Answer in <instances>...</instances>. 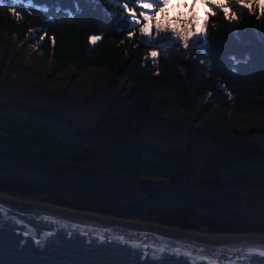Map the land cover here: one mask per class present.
Segmentation results:
<instances>
[{
	"label": "trees",
	"instance_id": "16d2710c",
	"mask_svg": "<svg viewBox=\"0 0 264 264\" xmlns=\"http://www.w3.org/2000/svg\"><path fill=\"white\" fill-rule=\"evenodd\" d=\"M128 8L152 10L137 0H0L11 45L0 69L9 53L23 65L16 45L30 41L32 64L51 76L75 70L56 90L32 65L0 96V192L187 231L264 234V14H210L203 40L183 48L150 44Z\"/></svg>",
	"mask_w": 264,
	"mask_h": 264
},
{
	"label": "water",
	"instance_id": "95a60500",
	"mask_svg": "<svg viewBox=\"0 0 264 264\" xmlns=\"http://www.w3.org/2000/svg\"><path fill=\"white\" fill-rule=\"evenodd\" d=\"M226 236L242 238H214ZM250 236L264 235L187 231L0 192V264H264V240Z\"/></svg>",
	"mask_w": 264,
	"mask_h": 264
},
{
	"label": "rangeland",
	"instance_id": "374dc122",
	"mask_svg": "<svg viewBox=\"0 0 264 264\" xmlns=\"http://www.w3.org/2000/svg\"><path fill=\"white\" fill-rule=\"evenodd\" d=\"M223 2L227 4L228 6L227 10L218 8L216 6L217 0H167V2L162 5L163 12H161L159 8H153L151 11H148V12L155 13V16L158 20L163 19L164 22H167L170 25H175L177 27H183L185 24H187L191 20L193 16H195L197 17V20L192 25L193 29L195 30L197 28V25H200V26L204 25L203 24L204 20L206 19L207 16L209 17L210 14L214 16L216 15L215 13L219 11L218 13L225 14L228 16L229 15L234 16L232 15L234 14V11L242 7L252 12L254 11V8L257 7L259 11H262L261 4H264V0H223ZM248 5H251V7H248ZM205 33H206V29L203 35L199 37H196V36L190 37L188 40L189 46L193 45L195 42H198L197 41L198 39L203 40ZM7 37H8L7 35H3V34L0 35V49L1 47H4L3 51L5 52L6 51L8 52L11 47ZM169 38H173L176 41H179L180 45L183 48L189 47V46L185 47L183 40L176 37L173 33H171L170 30L167 32L157 33L155 29H153L152 37L150 39L148 38V41H150V44L155 46L156 44L163 43L165 40H171ZM16 46L18 47L17 48L18 51L24 50L23 58H22L24 59L23 60L24 64L20 66H16L13 63V60L14 61L19 60L16 58L18 56L16 54L9 56L11 53L8 54V58H6L5 60L7 61V63L11 61L12 64L11 66H8L6 70H4L3 68L0 69V96H3V95L8 96L7 94H10L12 92L10 88L13 87V85L11 83H15L13 81H16V78H17L14 76L16 75L18 77L19 76L25 77L26 75L30 73L29 71L30 69H32V65L35 70L31 72L32 73L37 72V75H40L39 79L41 80V82H44L46 85L51 84V83L55 84V86H57L56 90H60L68 86L69 82L72 81L71 77L75 74V70L73 68H70L69 70H64L61 72H53V75L51 76L50 68H45L49 66L44 67V65L40 64L38 61L36 62V65L32 64V60L36 59L37 55L36 53H34L36 49L34 48V45L30 41H25L24 43L18 41V44ZM19 67L22 68V70L19 69ZM11 68L15 69L16 72L12 71ZM87 72H92V71L88 70L85 73ZM7 73H9V75L11 76L10 82H7L9 83L7 85L5 84L3 85L1 78L7 75ZM99 73L100 72H95L93 75L97 76L99 75ZM101 73H105V72L101 71ZM69 74L70 76H68ZM49 76L51 78H49ZM79 77L80 75H75L73 78L76 79ZM46 78L48 79L47 82L44 81ZM106 78L107 77L104 78V81ZM119 79L122 80V78H118V80L115 81L114 84L120 83L121 81ZM99 81H102V80H97V82ZM56 90L52 92L53 94L52 93L47 94V96L49 95L54 96L56 94L55 93ZM45 99H48V98H45Z\"/></svg>",
	"mask_w": 264,
	"mask_h": 264
},
{
	"label": "snow or ice",
	"instance_id": "6c2138e0",
	"mask_svg": "<svg viewBox=\"0 0 264 264\" xmlns=\"http://www.w3.org/2000/svg\"><path fill=\"white\" fill-rule=\"evenodd\" d=\"M131 3L132 0H129ZM137 2L142 4V9H153L159 8L161 12H163L162 5L167 2V0H152V2H144V0H137ZM211 6V5H210ZM220 9L227 10L228 6L223 0H217V5ZM251 7V5H248ZM127 8V5H125ZM262 14H264V4H261ZM128 15L130 17V24L132 27L139 26V32L143 37L151 38L153 29L157 33L171 31L176 37L180 38L184 42V46L188 47V40L190 37L196 36L199 37L204 34L205 28L203 26L197 25V28L194 30L192 25L196 22L197 17L193 16L191 20L185 24L183 27H177L175 25H170L167 22H164L163 19L158 20L155 16V13H149L144 10H134L131 8L127 9ZM232 18V17H230ZM207 23V21H205ZM134 35L133 31H128V38H131ZM41 39H44L42 36ZM102 39L99 35H92L90 37V43L95 45L98 41ZM153 60L157 57V52L153 51L150 53ZM230 95V94H229ZM39 243V241L37 242Z\"/></svg>",
	"mask_w": 264,
	"mask_h": 264
},
{
	"label": "bare ground",
	"instance_id": "6f19581e",
	"mask_svg": "<svg viewBox=\"0 0 264 264\" xmlns=\"http://www.w3.org/2000/svg\"><path fill=\"white\" fill-rule=\"evenodd\" d=\"M205 237H212V236H205ZM214 238H242V237H229V236H226V237H214ZM248 239H262L264 240V236H250V238Z\"/></svg>",
	"mask_w": 264,
	"mask_h": 264
}]
</instances>
